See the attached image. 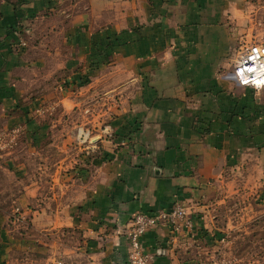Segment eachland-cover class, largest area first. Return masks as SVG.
I'll use <instances>...</instances> for the list:
<instances>
[{"label": "crops", "instance_id": "obj_1", "mask_svg": "<svg viewBox=\"0 0 264 264\" xmlns=\"http://www.w3.org/2000/svg\"><path fill=\"white\" fill-rule=\"evenodd\" d=\"M252 41L264 0H0V133L19 135L0 151V264L60 261L43 255L63 228L87 264H127L131 215L175 202L191 230L161 223L140 244L150 264H195L232 211L253 216L264 87L225 73ZM53 97L56 114L41 109Z\"/></svg>", "mask_w": 264, "mask_h": 264}, {"label": "rangeland", "instance_id": "obj_2", "mask_svg": "<svg viewBox=\"0 0 264 264\" xmlns=\"http://www.w3.org/2000/svg\"><path fill=\"white\" fill-rule=\"evenodd\" d=\"M253 3L252 6L255 5ZM252 34V33H251ZM253 34H257L254 33ZM249 39V38H248ZM248 43V42H247ZM232 50L231 57L227 64V71L231 70L241 47L238 46ZM242 46V45H241ZM224 73V74H225ZM66 74V73H65ZM228 74V73H227ZM226 74V75H227ZM62 75H60L61 77ZM58 89V88H57ZM54 98V97H53ZM61 105L57 102V99L50 100V102L45 103L44 107L46 111H50L56 114L60 111ZM75 127V126H73ZM10 130L2 132V140L8 141L10 138ZM73 131L70 133L71 136V152L73 156L78 157L83 155L87 140H82L79 134L76 141L73 142ZM19 138L14 134L11 139V146L4 145L0 147L1 152H8L15 146V141ZM13 151V149L11 150ZM75 152V153H74ZM3 177V176H2ZM5 184L8 194H13L16 191V183L8 176L5 178ZM251 217L248 214H236L232 211L230 215L231 228H228V236L225 243H220L216 248H207L198 254V261L207 262L211 259L216 261V264H264V204L256 213H252ZM242 217V218H241ZM234 226V227H233ZM81 237V232L75 230L74 228H63L56 232V235L49 237L48 239H54L50 242V245L45 246L44 255H49L50 258H55L60 260L62 264H87V259L84 254L78 253L75 250L77 242ZM42 254V252H41ZM51 260V259H50ZM50 260L48 264L50 263Z\"/></svg>", "mask_w": 264, "mask_h": 264}, {"label": "built area", "instance_id": "obj_3", "mask_svg": "<svg viewBox=\"0 0 264 264\" xmlns=\"http://www.w3.org/2000/svg\"><path fill=\"white\" fill-rule=\"evenodd\" d=\"M24 43H21L23 45ZM230 77L244 87L254 90L264 87V42L252 41L246 43L237 55L231 68ZM18 128L11 129L8 141H3L0 133V147L10 146L11 139ZM17 210V209H16ZM187 207L181 202H175L169 210L156 209L151 212H134L129 220L125 235L128 240L129 254L127 264H150V257L143 251L140 237L143 233L158 224H165L171 234H179L191 230ZM228 233H224L219 241L225 243ZM49 264H62L60 261H50ZM195 264H216L214 259L207 262L197 261Z\"/></svg>", "mask_w": 264, "mask_h": 264}]
</instances>
